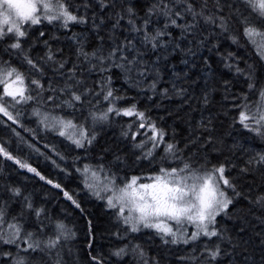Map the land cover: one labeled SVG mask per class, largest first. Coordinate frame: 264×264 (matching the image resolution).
Returning <instances> with one entry per match:
<instances>
[{"label": "snow or ice", "instance_id": "snow-or-ice-1", "mask_svg": "<svg viewBox=\"0 0 264 264\" xmlns=\"http://www.w3.org/2000/svg\"><path fill=\"white\" fill-rule=\"evenodd\" d=\"M0 129L68 205L0 184V264H264V0H0Z\"/></svg>", "mask_w": 264, "mask_h": 264}, {"label": "trees", "instance_id": "trees-1", "mask_svg": "<svg viewBox=\"0 0 264 264\" xmlns=\"http://www.w3.org/2000/svg\"><path fill=\"white\" fill-rule=\"evenodd\" d=\"M177 61H178V58H177ZM177 61H173V62L175 63ZM213 66L216 67L215 57H213ZM178 67L182 68V65H178ZM160 86L163 87L164 85L161 84ZM114 87L119 88L121 92H123L126 88L123 82L119 79L114 80ZM129 95H134V92H130ZM138 99H139V106L141 108L145 107V103H146L145 100L142 97ZM155 99L156 98L154 97L153 103ZM130 102L131 101H124V102H121V104L123 105L125 103H130ZM161 104H163L165 107H172V105H170L167 100H162ZM150 114L153 116H158V115H162L163 112L160 109L154 108L152 110V113ZM23 119L27 127L29 128L35 127L34 121L32 123H29L28 122L29 118L27 116H25ZM130 119L131 118H128V117L120 118V120L114 125L112 129H109L107 130L105 134H102L101 141H105L109 139H116L118 137L120 123H127ZM173 120L174 118L168 119L167 123L173 124ZM173 126L177 127L178 130L183 127V125H181L179 121H176V123ZM18 131L20 132L22 136L28 137V133H25L23 129H18ZM8 135H10V133H6L2 129H0V139H6ZM14 139L15 138L13 137V140ZM43 144H44V140L42 139L38 147H40L42 151H47L46 149L43 148ZM15 147H16L15 143H12L11 148L15 150ZM61 150L63 151V149ZM74 154L83 155V153L80 152L79 150H77V153H74ZM35 159H36L35 156H33L34 161ZM81 163H83V161ZM10 164L11 162H7V164L0 162V184L6 183V182H18L22 186L26 194L28 193L32 194L33 199L37 204H41L45 202L44 197H45V193H47L48 199H47L46 207L51 208L54 213L60 212L61 208L68 207L67 203L59 202L63 200L62 194H59V201L57 200L58 190L51 189L50 186L43 185V182H38L35 179H31L30 178L31 174L17 175L16 172L13 171L14 166L8 167V165ZM67 164L68 165L72 164L71 157L68 159ZM40 167L46 175H50L51 178L61 182L63 185H65L68 188V190L73 191V192L76 190L78 180L75 175L69 178V177H66L63 173H58V170L53 169L50 164L46 165L43 161V158L40 159ZM148 171H149V168L146 164H142L135 169L136 174H140L141 172L146 174ZM78 198L81 200L85 199L83 194H81ZM16 207L18 208L19 205H16ZM85 207L89 209V211L93 214L94 217H98V219L96 220V223L101 224V226L103 227V222L107 220V217L104 216L102 206L99 205V202L85 203ZM70 210L71 209L69 208V211ZM68 220H69V226H72V224H76L77 229L80 228L79 223H77V217L75 215L69 216ZM80 236L81 237L83 236L82 232L80 233Z\"/></svg>", "mask_w": 264, "mask_h": 264}]
</instances>
